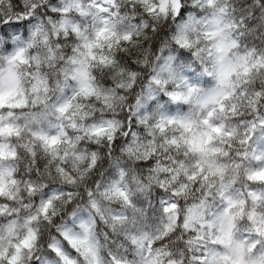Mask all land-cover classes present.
<instances>
[{"label":"clouds","instance_id":"1","mask_svg":"<svg viewBox=\"0 0 264 264\" xmlns=\"http://www.w3.org/2000/svg\"><path fill=\"white\" fill-rule=\"evenodd\" d=\"M0 264H264V0H0Z\"/></svg>","mask_w":264,"mask_h":264}]
</instances>
